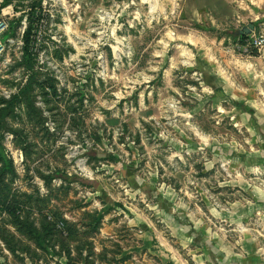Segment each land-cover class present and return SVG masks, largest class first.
I'll list each match as a JSON object with an SVG mask.
<instances>
[{
	"label": "rangeland",
	"instance_id": "374dc122",
	"mask_svg": "<svg viewBox=\"0 0 264 264\" xmlns=\"http://www.w3.org/2000/svg\"><path fill=\"white\" fill-rule=\"evenodd\" d=\"M3 1L0 264H262L264 0Z\"/></svg>",
	"mask_w": 264,
	"mask_h": 264
},
{
	"label": "trees",
	"instance_id": "16d2710c",
	"mask_svg": "<svg viewBox=\"0 0 264 264\" xmlns=\"http://www.w3.org/2000/svg\"><path fill=\"white\" fill-rule=\"evenodd\" d=\"M24 1L29 2L30 8H35L36 5H40L39 2H36L34 0H4L2 6L11 5V4H14L15 2L21 3ZM38 21H39V18L35 19V18H33L32 15L29 16L28 25H27V28H26L24 35H23V60H24V63L28 67H31V65H32V56H31L32 54H31V49H30V42H31L30 36H31V32H32L34 22H38ZM244 37H245V35H241V36H238V39L240 41H242ZM18 97H19L18 95L13 96L12 100H11V102H9V104L11 105L15 101H17ZM3 111H4V109L0 108V121H1L2 116L4 115ZM0 162H2V164H4V166L0 169V175H1L7 169V166L11 164L10 161L6 159L5 154H4V149L1 146V144H0ZM2 209H6L8 214H10L14 218V221H18V216H16V214H15V209H16L15 206L7 205V206H4L3 208H2V206H0V211ZM27 232L36 241V243L40 247L45 248L42 245L41 236L28 225H27Z\"/></svg>",
	"mask_w": 264,
	"mask_h": 264
},
{
	"label": "built area",
	"instance_id": "2783aa9c",
	"mask_svg": "<svg viewBox=\"0 0 264 264\" xmlns=\"http://www.w3.org/2000/svg\"><path fill=\"white\" fill-rule=\"evenodd\" d=\"M9 28V22L6 15L2 14L0 16V55L5 49L6 41L2 39L3 34ZM242 42V48L244 51L247 49L261 51L264 48V26L259 30V32L251 31L250 34L245 35Z\"/></svg>",
	"mask_w": 264,
	"mask_h": 264
},
{
	"label": "water",
	"instance_id": "95a60500",
	"mask_svg": "<svg viewBox=\"0 0 264 264\" xmlns=\"http://www.w3.org/2000/svg\"><path fill=\"white\" fill-rule=\"evenodd\" d=\"M253 27H254L253 24H248L247 26H245L239 30H236L235 34H236V36L248 35L251 33Z\"/></svg>",
	"mask_w": 264,
	"mask_h": 264
},
{
	"label": "crops",
	"instance_id": "0c3cea01",
	"mask_svg": "<svg viewBox=\"0 0 264 264\" xmlns=\"http://www.w3.org/2000/svg\"><path fill=\"white\" fill-rule=\"evenodd\" d=\"M260 263L264 264V261L263 262H260Z\"/></svg>",
	"mask_w": 264,
	"mask_h": 264
}]
</instances>
